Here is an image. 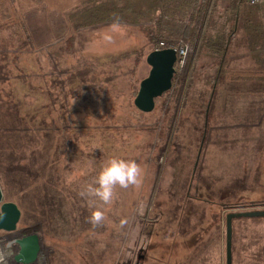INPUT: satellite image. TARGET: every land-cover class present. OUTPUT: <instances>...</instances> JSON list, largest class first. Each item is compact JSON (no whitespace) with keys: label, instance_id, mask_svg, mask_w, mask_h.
<instances>
[{"label":"rangeland","instance_id":"1","mask_svg":"<svg viewBox=\"0 0 264 264\" xmlns=\"http://www.w3.org/2000/svg\"><path fill=\"white\" fill-rule=\"evenodd\" d=\"M80 3L81 0H0V47L34 51V63L28 69L26 62L22 68L10 62L0 66V105L35 112L31 117L43 124L38 125L44 132L37 139L27 137L17 144L18 149L26 140L41 145L43 153L34 157L36 164L49 161L54 148L63 141L69 143L68 149L91 148L85 137L95 134L88 130H106L103 136L113 134V144L125 146V141L132 140L145 145L153 139L147 133L154 126L157 133L163 134L169 127L172 94L156 98L148 113L133 104L139 82L150 68L145 57L151 46L142 26L118 21L73 33L67 14ZM71 35L72 41L68 39ZM209 63L211 59H202L201 72ZM26 70L35 76L31 78L34 88L29 90L27 102L21 104L18 99H25L23 91L27 86L19 83L17 76ZM254 86L242 83L217 87L213 114L206 127L202 124L203 108L211 88L195 80L181 110L179 102L178 124L170 128L158 166L151 155L128 158L143 169L141 185L149 195L146 210L145 205L138 206L139 214H135L138 217L132 226L128 223L131 212L124 208L128 204L122 201L110 205L97 202L105 215L100 225L89 223L96 208L89 207L86 198L82 212L79 205H64L60 206V211L64 210L59 219L54 215L44 217V209L37 208L35 201L37 192H43L44 175L39 178V187L37 177L30 173L22 184L20 166L16 159L2 155L8 146L6 140L0 141L3 201L16 203L21 211L15 231L0 230V257L9 252L11 258L17 252L18 246L10 243L14 237L35 233L40 239V251L34 264H158L161 261L156 259V253L165 246L169 255L162 260L165 264H191L192 250L203 237L198 228L188 225V217L195 213L201 226L204 215L210 212L204 227V257L209 264H226V214L264 209V91L253 93ZM166 103L171 108H164ZM128 127L133 131L123 130ZM110 128L119 130L108 131ZM66 158L62 162L66 163ZM75 165V172L65 173L63 182L72 185L71 192L80 193L97 170L81 158ZM115 191V196L121 197L136 193L138 188L117 187ZM218 202L242 207L214 210L216 206L212 205ZM50 209L51 214L54 209ZM150 237L153 239L148 246ZM231 254L232 264H264V216L232 220Z\"/></svg>","mask_w":264,"mask_h":264},{"label":"trees","instance_id":"2","mask_svg":"<svg viewBox=\"0 0 264 264\" xmlns=\"http://www.w3.org/2000/svg\"><path fill=\"white\" fill-rule=\"evenodd\" d=\"M118 21L141 25L151 50L170 46L178 49L181 45H188L183 65L180 67L178 62H175L172 86L163 93L168 97L172 94L170 103L173 104V110L167 119L169 127L163 134L157 133L158 128L154 126L153 131L147 133V136L153 139L148 140L145 145H142L140 141L132 140L125 141V146L114 145L110 138L113 134L103 136L102 132L106 130L97 128L88 130L89 134H95V136L91 134L85 137V142L89 143L91 148L68 149L69 143L63 141L54 148L49 161L36 164L34 157L43 153L39 143L30 144L26 140L21 143L20 149L17 148L19 139L24 140L27 137L37 139L36 136L44 132L43 127L38 126L41 123L31 117L35 112L31 114L27 111H19L17 107L12 106L4 109L0 105V128H2L0 141L6 140L8 146L2 155L16 159V164L20 166L22 184L28 181L27 177L30 173L37 177L36 187H39V178L44 175L41 184V186L45 185L43 192H37L35 197L37 208L44 209L46 213L44 217L54 215L59 219L60 213L64 210L63 208L61 212L60 206L64 205L76 208L80 206V212L86 209L85 198L80 193L71 192L72 185L63 182L65 173L75 172V162H78L80 158L97 172L107 160L114 156L126 159H133L134 156L136 159L142 153L147 157L151 155V159L158 166L170 128L173 123L175 126L178 124L176 109L179 102L181 101V110L183 106H186L185 97L195 80L211 88L208 93L210 98L203 108L202 124L206 127H208L209 116L213 114L217 87L245 83L255 85L253 93L264 91V2L251 4L247 0H81V3L67 14L68 26L73 33L82 28ZM68 39L72 41L74 35L69 36ZM203 58L211 59V63L205 65L201 72L200 65ZM32 88L34 87H28L23 91L25 99H18L21 104L27 102L29 90ZM166 106L167 103L164 104V108ZM169 106L171 108V104L167 107ZM26 116L30 117L29 122L26 121L28 118ZM66 130L73 131V129ZM118 130V128L108 129V131ZM123 130L133 131L131 127ZM96 138L98 140H95ZM202 139H205L204 135ZM63 157H68L66 163L62 162ZM49 187L54 188L55 191L52 192ZM148 199L149 195L144 192L141 185L136 193L115 196L112 203L117 204L122 201L125 205L127 202L128 207L124 208H128L131 212V223H128L132 226L138 217L135 215L139 212L138 206L145 205L146 210ZM221 207L227 209L242 206L221 203ZM50 208L54 209L51 214ZM69 210V215H72L71 209Z\"/></svg>","mask_w":264,"mask_h":264},{"label":"water","instance_id":"3","mask_svg":"<svg viewBox=\"0 0 264 264\" xmlns=\"http://www.w3.org/2000/svg\"><path fill=\"white\" fill-rule=\"evenodd\" d=\"M176 50L173 47L154 49L147 53L146 63L149 65L148 74L139 82L133 104L139 111L148 113L153 110L155 99L168 91L172 86L175 74ZM264 216V209L239 210L226 214L225 217V251L226 264H232V220L237 217ZM21 217V211L16 203L3 201L0 186V230L13 232ZM11 244L18 250L11 258V264H34L40 251V239L37 234L16 236ZM138 254V258H141Z\"/></svg>","mask_w":264,"mask_h":264},{"label":"clouds","instance_id":"4","mask_svg":"<svg viewBox=\"0 0 264 264\" xmlns=\"http://www.w3.org/2000/svg\"><path fill=\"white\" fill-rule=\"evenodd\" d=\"M143 175V169L135 160L115 156L107 160L92 182L80 192V195L87 199L89 207L96 208L89 217V223L100 225L105 219L104 212L97 207V202L110 205L115 199L117 187L138 188L143 182ZM0 264H3V260H0Z\"/></svg>","mask_w":264,"mask_h":264},{"label":"crops","instance_id":"5","mask_svg":"<svg viewBox=\"0 0 264 264\" xmlns=\"http://www.w3.org/2000/svg\"><path fill=\"white\" fill-rule=\"evenodd\" d=\"M9 54H11L10 57H8ZM43 60H45V59H43ZM9 62L12 66H15L17 68H22L24 62H26L27 63L26 68L28 69L31 66L30 63H34V51L24 50L23 47H16L15 50L10 51V50H5L4 48L0 47V66L6 67V66H8ZM18 74L19 75L17 77H19V79H17V81H19V83H22V85L23 84L26 85L27 88L28 87H34V81L31 80V78H35V76L31 71H28V70L21 71ZM22 77H25V78L23 79ZM29 78L32 82H30ZM22 79H23V81H22ZM14 80H16V79H14ZM35 83H38V80ZM210 203H211V201H210ZM212 206H216L213 209L217 210V209H219V207H221V203L218 202L216 205H212ZM209 213L210 212H208L207 214L204 215V221H203L201 226H198L199 219L195 218V216H196L195 213L188 217V219H189L188 225L190 227H194L195 229L198 228L200 234L203 237L201 240H199L198 247L195 250H192L193 252L191 254V257H192V260H191L192 263L191 264H209L204 257L205 256L204 253H205V249H206V247H205V245H206L205 237L206 236H205L204 227H206L205 222H208L206 218H210ZM197 217H198V215H197ZM152 239L153 238H151V237L149 238V242L147 244L148 246H150ZM225 243H226V239H225ZM146 248L148 249V247H146ZM166 251H167V247L165 246V250L160 249L156 253V259H159V261H161V262H158V264H165V262L162 260L169 256ZM147 256H148V251H147L145 259H147ZM145 259L143 261H145Z\"/></svg>","mask_w":264,"mask_h":264},{"label":"built area","instance_id":"6","mask_svg":"<svg viewBox=\"0 0 264 264\" xmlns=\"http://www.w3.org/2000/svg\"><path fill=\"white\" fill-rule=\"evenodd\" d=\"M248 3H251V4H260L262 2H264V0H247ZM170 47H173V46H170ZM175 50H176V54H177V59L176 61L178 62L179 66L181 67L184 63V60H185V57H186V54H187V51H188V45L187 44H184V45H181L179 46V48H175L173 47ZM159 49V48H157ZM10 254L9 252L6 253L3 256L0 257V260H3V264H11L10 262Z\"/></svg>","mask_w":264,"mask_h":264}]
</instances>
